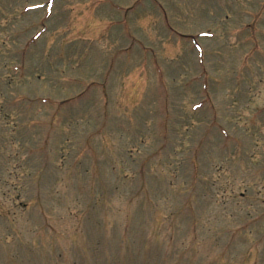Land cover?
Instances as JSON below:
<instances>
[{"label": "rangeland", "instance_id": "rangeland-1", "mask_svg": "<svg viewBox=\"0 0 264 264\" xmlns=\"http://www.w3.org/2000/svg\"><path fill=\"white\" fill-rule=\"evenodd\" d=\"M0 264H264V0H0Z\"/></svg>", "mask_w": 264, "mask_h": 264}]
</instances>
